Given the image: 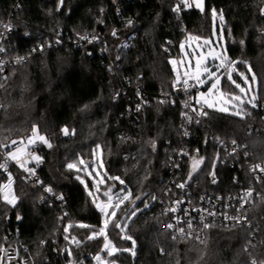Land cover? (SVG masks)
<instances>
[{
  "label": "trees",
  "instance_id": "obj_1",
  "mask_svg": "<svg viewBox=\"0 0 264 264\" xmlns=\"http://www.w3.org/2000/svg\"><path fill=\"white\" fill-rule=\"evenodd\" d=\"M57 4V0H0V29L12 11L15 16L7 43L9 55L27 57L0 76L4 85L0 91V161L6 149L2 145L28 137L36 125L52 145L39 150L38 171L56 195L63 197L54 205H40V191L18 179L21 202L15 209L0 204L1 229H20L14 241L32 264H94V255L105 240L88 239L103 226V214L96 204L109 187L115 193L126 186L132 199L119 214L132 201L139 200L138 207L146 203L148 207L128 223L126 232L137 242L135 255L121 250L110 257L113 264H251L252 260L264 264L262 201L250 208V228L215 225L202 240L193 236L173 240L165 227L164 203H159L169 178L180 174L182 179L191 168L185 160L176 171L170 160L175 147L181 145L184 114V108L170 100L175 97L176 79L171 59L180 57L185 40L212 36L216 20L218 31L222 29L226 36L229 58L237 64L233 76L238 78L242 72L252 79L250 64L260 81L256 100L264 102V0H207L206 17L192 4H184L176 12L177 0H64L59 11ZM131 20L135 23L128 24ZM60 31L72 37L97 33L106 43V52L100 53L96 45H70L41 53L39 46ZM139 87L149 102L145 111L136 108ZM222 88L235 91L226 77ZM206 121L197 129L191 147L207 154L208 166L212 133L242 138L249 144L253 162L264 159V135L248 136V119L212 110ZM99 149L106 168L104 183L97 187L88 178L87 186L77 178L81 172L67 165L82 166L83 160L92 166ZM225 172L227 181L205 189L228 187L232 170ZM206 173L195 180L205 181ZM110 177H120L125 183ZM153 195L156 200L151 199ZM137 196L140 199H135ZM126 223L127 219L122 225ZM80 224L89 227L80 228ZM68 225L73 226L65 233ZM109 225L107 237L122 247L132 245L121 238L119 229ZM249 240L255 247L245 250Z\"/></svg>",
  "mask_w": 264,
  "mask_h": 264
},
{
  "label": "built area",
  "instance_id": "obj_2",
  "mask_svg": "<svg viewBox=\"0 0 264 264\" xmlns=\"http://www.w3.org/2000/svg\"><path fill=\"white\" fill-rule=\"evenodd\" d=\"M49 2L54 0H48ZM58 1V0H57ZM134 1V0H129ZM183 0H177V5H179L180 12L184 6ZM20 7V4H19ZM15 18L13 11L9 14L8 20L2 25L0 32V48L3 51H0V64L3 65V72H0V76L6 75L9 68L14 65H19L24 63L27 60L26 55H9V50L7 48V43L10 40V36L13 33L12 23ZM128 24H134L133 20L128 21ZM8 26V27H5ZM261 34L264 36V29L261 31ZM45 45L39 46V51L42 53L48 48L52 47H63V46H74L75 48H81L83 46H98L100 53L106 52V43L97 33L84 32L80 35L72 37L69 33L64 34L62 31L52 35V38L46 42ZM126 45L130 46L131 43L127 42ZM35 50V49H34ZM32 50V51H34ZM17 58H23L20 62H17ZM187 79L188 84L184 85L183 81ZM174 94L175 97H170V100L173 105L180 104L184 108L183 114V125L182 132L180 135L181 145L175 147V154L171 156V165L176 171L182 169V162L185 160L190 161L192 165L193 158H205L204 166L195 176L192 175V179L188 181V176L181 179L180 174L172 175L168 180V187L164 192V198L159 199V203L163 204V211L167 215L165 220V226L169 223L174 225V228L170 231L173 234L175 233L177 238H180L179 233L176 231L178 226H183L187 232L186 221L192 219L193 227L196 229V232L199 233V239L202 240L205 237V233L208 229L200 231L202 225L200 223V217L204 216L205 222L214 223L215 225L230 227L233 221H228L224 219L223 214L228 216H247L250 217V208L257 202L262 201L264 203V173H261L259 169L251 171V169L260 164L264 167V159L259 161H252V155L249 148L248 142L242 138H233L228 135L219 136L215 134L210 135V147L208 157H212L210 166L207 165V154L202 151L199 147L192 148L191 142L193 139L198 137L197 129L204 126L207 123L208 117L199 115L201 110L209 112V115L212 109L208 108L207 105L203 102V98L200 95L205 90L204 88L199 87L197 81L190 80L187 77L186 72L181 73L180 81L173 82ZM1 91V88H0ZM136 96V108L139 111H145L146 105H148V100L144 96L143 89L138 88L135 92ZM200 101V103H197ZM258 106L252 108L251 104H245L248 108L254 109L259 112V116L253 115L252 111L249 110L250 115L244 119H248V128L246 129V134L248 136H253L254 134H263L264 135V102L254 101ZM188 104V107H185V104ZM247 108V112H248ZM196 109V111H193ZM186 114V115H185ZM188 117L192 119L189 120ZM199 121V123H197ZM187 133V134H185ZM233 141H236V144H233ZM42 142H37L33 146L28 147V152L20 155L22 160L27 161L26 167L34 169V174H29L21 168L16 161H9L7 165V170L0 169V204L4 203L8 207L15 209L21 202L20 195L16 186L17 180L21 179L26 184L33 185L37 188L41 195L39 204L44 205H54L58 201H62L56 195L55 191L51 188L50 185L46 184L42 179L40 171H38L40 166V161L30 159L28 153L31 152L33 156H39V150L42 147L46 146ZM9 149H5V152L2 156L0 163H4L5 154ZM184 153H187L185 155ZM245 153L248 155L246 156ZM215 165V168H213ZM207 168V169H206ZM232 170V175H230L231 183L224 190L214 189L206 190L205 187L217 188L225 180L226 169ZM173 170V171H174ZM191 171V168H190ZM206 173L205 181H196L195 178L200 174ZM215 172V180L213 183V177L210 173ZM9 176H11L12 184L10 187L5 188L4 185L8 184ZM257 176H260L261 179L258 181ZM188 181L184 189L177 187V185ZM48 188H51L52 191H47ZM251 189L252 195L250 198H245L246 202L244 207L240 208L241 200L240 197H245V193ZM7 193L9 199L16 197L15 206L8 204L4 201L3 196ZM165 200V202H164ZM177 201H182V203L177 204ZM65 204V202H63ZM162 207V206H161ZM170 209H175L171 211ZM239 209V211H238ZM208 212L217 213L216 216H209ZM1 216V215H0ZM250 220V219H249ZM177 221H180L181 224L177 225ZM167 229V228H166ZM210 229V228H209ZM168 230V229H167ZM196 232L193 233V237H196ZM20 234V229L16 231L9 229L8 231H3L1 229L0 222V264H32L31 260L27 256H23L19 245L14 241L15 237ZM187 237V236H186ZM185 238V237H184ZM104 264V263H103Z\"/></svg>",
  "mask_w": 264,
  "mask_h": 264
},
{
  "label": "snow or ice",
  "instance_id": "obj_3",
  "mask_svg": "<svg viewBox=\"0 0 264 264\" xmlns=\"http://www.w3.org/2000/svg\"><path fill=\"white\" fill-rule=\"evenodd\" d=\"M186 2V0H185ZM64 4V0H58V4H57V11L60 10V7H62ZM202 4H203V0H197V7H201L202 8ZM175 11H179V5L174 9ZM216 15V10L213 9V16ZM223 14L221 13L220 14V20L221 22H223ZM5 27H8V26H5ZM115 34V33H114ZM0 51H3L2 48H0ZM23 58H17V62H20ZM226 59V58H225ZM204 71L206 73H208V76L209 78H214L213 79V82L211 83V86L209 87L208 91L209 92H212L213 90H216L218 89V86L221 84V78L216 76V74L214 72H208V69L205 68ZM249 71H251V69L249 68ZM0 72H3V65L0 64ZM6 79V77H5ZM180 77L177 76V81H179ZM226 79L228 81H231V83L235 84V81L232 80V76H231V71H229L227 68H226ZM245 80L247 81V77H245ZM256 80V77L255 75L252 76V81L254 82ZM196 81L197 83L199 84H204L206 81L201 79L199 75H197L196 77ZM184 85H187L188 84V80L185 79L183 81ZM4 85L2 83H0V88H3ZM237 88H240V86L237 84L236 85ZM240 92H245V89L244 88H240ZM201 96L205 95V93H200ZM226 94L224 92H221V96H225ZM256 100V97L255 96H252L251 97V100L249 101H244L242 100V98L239 96V95H231V94H227V103H231L232 101H237L239 102V104H232V108L235 109V111H232L231 114L235 115V116H238L240 117L241 119H244L246 118L247 116L250 115L249 112H247L245 110V108L243 107L244 104H251V107L252 108H256L258 105L254 102ZM162 103L164 101H161ZM197 103H200V101H197ZM205 104H207V107L210 108V109H213L215 108V105L214 104H211V103H208L206 100L204 101ZM3 105H0V108H2ZM185 107H188V104L186 103L185 104ZM139 110V108H138ZM215 110L217 111H220V112H228L230 111V109L228 107H220V108H216ZM193 111H196V109H193ZM186 115V114H185ZM199 115L201 116H204V117H208L209 116V112L207 111H203L201 110L199 112ZM189 120H191L192 118L191 117H188ZM197 123H199V121H197ZM63 133L65 135H68L69 134V130L67 128H64L62 129ZM187 134V133H185ZM29 140V146L34 144V143H37V142H42L44 144H47L48 147H51L52 145L49 143L48 139L43 136V135H40L39 134V129L36 125H33L32 126V136L28 138ZM17 144V141H12V145H16ZM233 144L235 145L236 144V141H233ZM3 147H6V148H9L10 146L5 144V145H2ZM28 146H26L27 148ZM100 146L97 145V148H99ZM152 148L153 150H155V142L152 143ZM25 149H22L20 147H17L15 148L14 151H8L6 154H5V159H4V163H0V169H4V170H7V165H8V162L9 161H16L19 166L21 168H24V170L26 172H28L30 175L31 174H34V169L32 168H27L25 165H26V162L25 160H22L21 157H20V154L22 152H24ZM185 155H187V153H184ZM30 159H34L36 161H40L41 160V157L39 156H33L31 154V152L28 153ZM245 155L247 156L248 154L245 153ZM80 163L83 164L84 161L83 160H80ZM203 163V158H193V162H192V165H191V171L189 173V176H188V181H190L192 179V175L193 173L197 172L198 169H199V166ZM74 167H76L75 164H72V163H69L67 165V168L68 169H73ZM213 168H215V165H213ZM256 169H259V171L261 173H264V167H262L260 164H257L255 165L251 171H255ZM210 175H212L213 177V183L216 182L215 180V172L213 171L212 173H210ZM79 179V177H77ZM110 179L112 180H115V181H119V183L121 185H124V180H122L120 177H110ZM256 179L259 181L261 179L260 176H257ZM188 181H185L179 185H177V187L181 188V189H184L186 184L188 183ZM83 183V181H81ZM12 184V179H11V176H9V181H8V184L7 185H4L5 188H8L10 187ZM114 187V185H113ZM47 191L51 192L52 189L51 188H48ZM89 195H91V192L89 193ZM146 195H150V194H146ZM252 195V190L249 189L246 193H245V197H240L239 199L241 200V203H240V208L242 209L244 207V203L246 202V197L247 198H250ZM102 196L103 197H106L107 199L105 201H102L101 203H97L96 204V207L99 209V211L105 216V221H104V226L102 228L99 229V231H93L88 239L91 240V239H95L97 238V236L99 235H103L104 238H105V244H104V251L106 252V254L108 256H112L115 254V252L117 251H120L119 249H116L114 245L111 244V241L108 240L107 236L105 235V232H106V229L108 228L109 226V223L112 224V226L116 229H119L122 233H124L122 235V239H125V240H131L132 241V244H133V249H123V251H131L132 255H135V251H134V248H135V240L132 239V237L130 235L127 234L126 232V228H127V225H122L120 224L119 222L116 221V215H117V210H119L121 208V205L125 202V201H129L130 199H132V192L130 189H128L126 186L124 188H121L118 192L116 193H113L112 192V187H109L105 192L102 193ZM59 199H63V197H58ZM3 199L6 203L8 204H11L12 206H15V200L17 199L16 197H13V199H9L8 197V194L5 193L4 196H3ZM135 199H140L139 196L135 197ZM151 199L152 200H156V197L153 195L151 196ZM95 202V201H94ZM179 203H182V201H177V204ZM145 207H148V204L146 203L145 204ZM171 211H175V209H170ZM138 209H133V211L129 214L130 216H135L136 213H137ZM239 211V209H238ZM208 215L209 216H216L217 213L215 212H208ZM224 215V219L225 220H228V221H233V223L231 224V227L232 228H242V229H247V228H250L251 226V221L248 219V217L245 215L243 217H240V216H236V217H232V216H228L227 214H223ZM17 219L19 220L20 217H17ZM205 217L204 216H201L200 217V223L202 225V228L200 229V231H203L204 229H209L211 227H215V224L212 223H207L205 222ZM181 222L180 221H177V225H180ZM186 224H187V229L188 231L186 232L185 231V228L183 226H178L176 228V231L179 233L180 235V238L183 239L184 237H191L193 235L194 232H196V229H194L193 227V221L192 219H189L186 221ZM73 225H68L64 228V232L67 233L69 228L72 227ZM80 228H87L89 227L88 225H85V224H80L78 225ZM168 230H172L174 228V225L172 223H169L165 226ZM249 235H254V233H251L249 232ZM196 238L199 239V233L196 232ZM65 239L67 240L68 239V236H65ZM73 239H75L73 237ZM172 239L173 240H176L177 239V236L176 234L174 233L173 236H172ZM41 243H45V241H41ZM77 243H79V241H77ZM201 243H204V241H201ZM245 250L248 249V247H255V245H253L251 243V240H249L246 244H245ZM163 251V250H161ZM94 259L98 262H102V257L100 255H97L94 257ZM109 264H111V262H109ZM251 264H257V261L256 260H252L251 261Z\"/></svg>",
  "mask_w": 264,
  "mask_h": 264
},
{
  "label": "rangeland",
  "instance_id": "obj_4",
  "mask_svg": "<svg viewBox=\"0 0 264 264\" xmlns=\"http://www.w3.org/2000/svg\"><path fill=\"white\" fill-rule=\"evenodd\" d=\"M185 4H192V0H183ZM193 5V4H192ZM213 30H212V36H208L207 38L203 39H188L185 40L182 45H181V55L180 57L177 58H172L171 59V65L173 66L174 72H175V77L177 80V76L181 77V73L186 72L187 77L190 80L196 81L197 75L200 76L201 79L205 80L206 82L204 84H199V87L204 88L205 90L202 93H205V95L202 96L203 102L206 100L208 103L214 104L215 108L212 110L219 112L221 114H228L235 116L231 114L232 111H235L234 108H232V104H239L237 101H232L231 103H227V94H231L233 96L239 95L242 100L244 101H249L251 100L252 96H256V91H258L259 88V78L256 76L253 68L249 64V68L251 69V77L255 75L256 80L253 82L252 79L247 75V73H242L239 72V77L235 78L233 76L235 72V68L237 64L235 62H231V59L229 58L228 55V50H227V40L226 36H224L223 31L220 30L218 31V25L216 20L213 21ZM226 58V59H225ZM207 68L208 72H214L216 76L221 78V84L218 86V89L213 90L212 92H209L208 89L211 86V83L213 82L214 78H209L208 73L204 71V69ZM226 68L231 71V76L232 80L235 81L234 87L235 91H231L228 89H223L222 88V83L224 81V78L226 77ZM245 77H247V81L245 80ZM180 81V79H179ZM239 85L240 88H244L245 92H240V88H237L236 85ZM221 92H224L226 95L221 96ZM247 104V103H246ZM207 105V104H206ZM245 105V104H244ZM243 105V107L246 110V107ZM220 107H228L230 111L228 112H220L215 110L216 108ZM238 117V116H236ZM240 118V117H239ZM40 134V133H39ZM41 135V134H40ZM43 135V134H42ZM32 136V133L28 135L26 138H19L14 141H17L16 145H9V151H14L15 148L20 147L22 149H25L24 152H22L20 155H23L28 152V147H29V140L28 138ZM44 136V135H43ZM35 144V143H34ZM34 144L30 145L33 146ZM26 146H28L26 148ZM8 152V151H7ZM6 152V153H7ZM76 170H78L80 173L77 174L79 179L83 181L85 185L88 186V178L95 184V186L100 187L101 183H104V171H105V165H104V159H103V154L102 151L99 149L98 153L96 154V159L95 162L92 166L90 164L83 163L82 166H76ZM91 191V190H90ZM114 193V192H113ZM116 193V192H115ZM107 198L106 197H101L97 203H101L102 201H105ZM128 201H125L119 210H117V215L116 219H119V223L122 224L123 220L127 219V225L126 231L128 229V223L132 218H134L137 214L140 212H143L146 210L145 205L138 207L139 200L137 201H132L129 203V206H125V212L122 214H119L121 211L122 207L127 203ZM133 209H138L137 213L135 216H130L129 214L133 211ZM105 216L103 215V223L102 225L104 226V221H105ZM110 224V223H109ZM102 226V227H103ZM110 226V225H109ZM108 226V228H109ZM108 228L106 229L105 235H107ZM99 231V230H98ZM97 231V232H98ZM124 233H122L123 235ZM97 237H104L103 235H99ZM122 237V236H121ZM109 241H111V244L115 246L116 249H119L120 251L123 249H133V244L130 247H122L119 246L114 242V240L110 239L107 237ZM105 239V238H104ZM135 240V238H132ZM125 240V239H123ZM131 241V240H130ZM104 244L105 240L103 243V246L101 248V251L97 254L94 255H100L102 257V262H98L93 258V263L94 264H109V262L112 263L110 257L107 254H104L105 252L104 249ZM137 242L135 240V248H136ZM134 248V250H135ZM120 251L115 252L114 255L112 256H117ZM126 252H131V251H126ZM106 253V252H105Z\"/></svg>",
  "mask_w": 264,
  "mask_h": 264
},
{
  "label": "water",
  "instance_id": "obj_5",
  "mask_svg": "<svg viewBox=\"0 0 264 264\" xmlns=\"http://www.w3.org/2000/svg\"><path fill=\"white\" fill-rule=\"evenodd\" d=\"M192 4L193 7L196 8V10L198 12H200L204 17H206L207 15V0H203V4H202V8L201 7H197V0H192ZM203 158V163L199 166V169L197 172L193 173V176L197 175L199 173V171L203 168V166L205 165V158ZM91 163V162H90Z\"/></svg>",
  "mask_w": 264,
  "mask_h": 264
}]
</instances>
